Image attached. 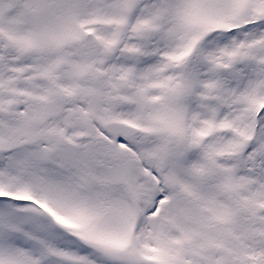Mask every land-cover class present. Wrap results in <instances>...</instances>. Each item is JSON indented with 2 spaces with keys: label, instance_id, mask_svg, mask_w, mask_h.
I'll return each instance as SVG.
<instances>
[{
  "label": "snow or ice",
  "instance_id": "6c2138e0",
  "mask_svg": "<svg viewBox=\"0 0 264 264\" xmlns=\"http://www.w3.org/2000/svg\"><path fill=\"white\" fill-rule=\"evenodd\" d=\"M0 264H264V0H0Z\"/></svg>",
  "mask_w": 264,
  "mask_h": 264
}]
</instances>
